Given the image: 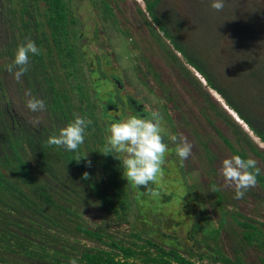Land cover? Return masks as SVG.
<instances>
[{
	"label": "rangeland",
	"instance_id": "1",
	"mask_svg": "<svg viewBox=\"0 0 264 264\" xmlns=\"http://www.w3.org/2000/svg\"><path fill=\"white\" fill-rule=\"evenodd\" d=\"M63 1L75 21L66 29L72 62L53 47L43 0H0V174L32 202L38 200L40 187L54 200L66 197L82 226L102 227L125 245L132 246L134 239L127 234L135 233L141 241L165 249L178 246L183 255L189 254L199 264H264V247L245 242L243 229L235 223L236 219L251 224L264 237V185L257 183L242 199H235L234 187H225L220 175L222 161L234 155L223 139L246 159H255L262 177L264 145L184 64L152 23L142 0ZM154 13L184 46L207 60V68L223 86L230 79L242 82L257 67L264 73V0H225L220 12L211 8V0H158ZM27 39L40 50L39 59L30 58L28 71L17 82L7 66ZM252 89L253 98L264 97V92ZM29 91L45 102L46 111L32 112L26 107ZM53 93L62 104V114L51 110ZM145 109L163 117L168 151L162 172L148 188H138L128 183L121 161L111 155L110 164L118 166L119 178L126 180L114 186L99 143L105 145L111 122L146 114ZM255 112L264 116V104L256 103ZM74 113L95 122L99 130L89 126L84 144L76 151L82 157L83 174L88 173L86 181L66 158L70 151L47 144L50 136L58 135L74 120ZM168 135H183L193 144L192 154L183 162ZM5 137L30 173L29 181L15 175ZM87 183L108 198H113L116 187L121 189L120 196L129 192L128 200L134 203L127 210L133 214L129 222L107 212ZM63 190L65 195L58 198ZM7 198L0 193V215L4 216L0 221L5 218L1 222L7 221L3 210L7 206L16 210L13 218L24 212L26 217L20 220H40L30 210H21L15 199ZM45 211L60 224L55 235L62 240L75 241L78 249L101 248L71 232L65 217ZM211 229L217 233L208 235ZM5 233L0 229V243H4ZM166 235L175 240L162 238ZM10 251H0V264H51L45 256ZM214 251L229 262L218 260ZM74 257L78 258L76 252Z\"/></svg>",
	"mask_w": 264,
	"mask_h": 264
},
{
	"label": "trees",
	"instance_id": "2",
	"mask_svg": "<svg viewBox=\"0 0 264 264\" xmlns=\"http://www.w3.org/2000/svg\"><path fill=\"white\" fill-rule=\"evenodd\" d=\"M43 2L47 12L46 24L50 29L49 34L53 47L72 62L74 57L70 50L69 43L66 40V29L68 25H74L75 21L69 14V11H67L63 0H43ZM142 2L144 4V10L151 18L152 23L157 24L155 26L158 31L163 34L173 50L181 56L184 64L187 65L189 69L192 68L194 71L193 73H197L201 79H203L205 86L213 90L223 101L224 105L246 126L249 132L264 145V116L255 112L256 103L264 104V97L258 99L253 98V91L255 89H252L256 88L258 92H264V73L262 69L259 67L252 69L248 75L241 78L242 82L240 83H236L235 79H230V82L227 83L228 85L223 86L216 81L213 73L207 68V60L201 57V54L191 51V49L184 46L175 35L169 32L163 19H159L155 16L154 9L158 0H142ZM105 8L108 11L106 6L104 9ZM30 58L36 60L39 59V55H30ZM248 78H251L250 84H246ZM77 93L79 95L78 91ZM51 107L52 111H57L59 114H62V104L59 102L55 93H53L51 98ZM90 126L95 127V130L99 133L95 122ZM98 136V139L101 141V135L98 134ZM6 137L3 139V143L4 145H8V149L11 152L10 156L14 173L17 178L27 182L30 180V173L27 171L24 163L14 151L13 146ZM223 142L234 155H239L241 158L246 159L243 154L234 151L225 139H223ZM99 145H101L103 149V141H101ZM252 153L256 156L259 155L255 148H252ZM76 154V152H70L65 155L74 166L78 177L82 181H86V179L83 178V172L79 165V161H77L78 156ZM104 158L106 166L110 169V177L113 185L125 184L126 180L119 178L118 166L111 165L109 162L111 155H104ZM70 178L71 177H68V179ZM257 181L264 185V177L259 175ZM87 184L88 188L93 191L107 212L112 214L115 218L121 219V221L129 222L128 217L133 214L128 213L127 210L130 204H134L128 200L130 197L128 194L129 192L124 191L125 194L120 196L121 189L116 187L117 192L112 196L113 198H108L103 196L102 193L96 189L95 185L90 183ZM126 189L130 190L128 188ZM1 192L10 199H15L21 210H30L33 214L37 215L40 220H20V217L25 218L26 215L23 214L24 212L18 211V213L15 214L16 217L13 218L15 209L12 210V208L8 207V204H6L7 207L3 210L5 211L7 221L1 222L5 221V218L0 221V229L6 232L3 238L4 243H0V251L11 250L10 252H19L24 256H45L49 258L51 264H69L71 258H76L74 257L75 252L78 256L77 264H199L192 261L191 258H189V254L187 256L183 255L178 246L176 247L172 244L170 248L165 249L162 245L153 244L149 240L143 239L141 241L140 237L135 233H128L127 236L129 235L134 239V241L131 242L132 246H129L125 245L123 241L107 235L102 227H97L99 230L86 228L76 220L78 215L71 209L74 207L70 205L72 203L70 200L66 199V197H63L60 201L54 200L48 195V190L43 187L38 189V200L32 202L21 193L17 192L8 183V180L0 174V193ZM65 192L64 190L61 191L58 198H62ZM9 198L6 200H10ZM46 208L50 212H57L59 215L65 217L66 221L71 224V226L68 227L71 232L81 235L90 241L97 242L101 245V248L80 246V249H78L75 241L68 242L62 240L59 234L55 235V233H57L55 230L59 228L60 224L56 223L52 217L50 218V215H46ZM2 217L4 216L0 215V219H2ZM235 223L243 229L242 239L245 242H255L257 246L264 247V237L253 225L239 222L236 219ZM216 233L217 230H208V235L210 236ZM162 238L175 240L171 235H166ZM138 241L141 242L139 245H137ZM42 242H44L45 245L43 246L46 247V250L51 249L50 252L42 248ZM149 250L152 251L150 252ZM42 253L51 254L52 258ZM214 254L218 255L217 258L221 262H229L228 259L222 257L218 252L214 251ZM199 257L201 258V256H198V258Z\"/></svg>",
	"mask_w": 264,
	"mask_h": 264
},
{
	"label": "clouds",
	"instance_id": "3",
	"mask_svg": "<svg viewBox=\"0 0 264 264\" xmlns=\"http://www.w3.org/2000/svg\"><path fill=\"white\" fill-rule=\"evenodd\" d=\"M225 7V0H211V8L220 12ZM40 50L35 42L27 39L17 47L13 63L7 66V71L13 74L17 82L28 71L30 55H39ZM30 98L26 107L32 112L46 111L45 102L31 92H27ZM146 114H136L125 119L111 122L107 126L106 143L103 147V155H112L121 161L124 168V176L128 183L138 188H148L155 182L157 174L162 172L165 164V154L168 151V143L165 142L163 117L158 111L144 110ZM74 120L59 130L58 135L48 138L49 146L64 148L66 151L76 152L85 142L86 129L92 125V121L74 113ZM167 140L175 143V153L181 162L191 154L193 144L187 137L181 135H168ZM82 157H78L79 161ZM87 158V156H83ZM91 166V161H88ZM261 170L257 167V161L252 158L243 159L239 155H233L222 161L220 175L223 177L225 187H234L235 199H242L245 192L258 183L257 177ZM88 178V173L83 174ZM69 264H77V258H71Z\"/></svg>",
	"mask_w": 264,
	"mask_h": 264
},
{
	"label": "water",
	"instance_id": "4",
	"mask_svg": "<svg viewBox=\"0 0 264 264\" xmlns=\"http://www.w3.org/2000/svg\"><path fill=\"white\" fill-rule=\"evenodd\" d=\"M191 70H192V68H191ZM193 71V70H192ZM194 72V71H193ZM203 80V79H202ZM237 118V117H236ZM238 119V118H237ZM235 121H236V119H235ZM237 122V121H236Z\"/></svg>",
	"mask_w": 264,
	"mask_h": 264
},
{
	"label": "flooded vegetation",
	"instance_id": "5",
	"mask_svg": "<svg viewBox=\"0 0 264 264\" xmlns=\"http://www.w3.org/2000/svg\"><path fill=\"white\" fill-rule=\"evenodd\" d=\"M123 102V104L125 105L126 103H124V101H122Z\"/></svg>",
	"mask_w": 264,
	"mask_h": 264
},
{
	"label": "bare ground",
	"instance_id": "6",
	"mask_svg": "<svg viewBox=\"0 0 264 264\" xmlns=\"http://www.w3.org/2000/svg\"><path fill=\"white\" fill-rule=\"evenodd\" d=\"M233 115H235L233 112H232Z\"/></svg>",
	"mask_w": 264,
	"mask_h": 264
}]
</instances>
